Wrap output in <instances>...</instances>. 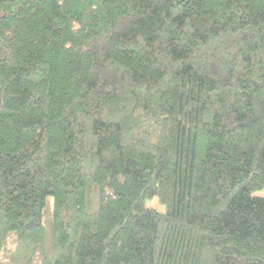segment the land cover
<instances>
[{"label": "trees", "instance_id": "obj_1", "mask_svg": "<svg viewBox=\"0 0 264 264\" xmlns=\"http://www.w3.org/2000/svg\"><path fill=\"white\" fill-rule=\"evenodd\" d=\"M0 264H264V0H0Z\"/></svg>", "mask_w": 264, "mask_h": 264}, {"label": "rangeland", "instance_id": "obj_2", "mask_svg": "<svg viewBox=\"0 0 264 264\" xmlns=\"http://www.w3.org/2000/svg\"><path fill=\"white\" fill-rule=\"evenodd\" d=\"M153 204L156 205L157 207H159L161 209V206H159L156 201H153Z\"/></svg>", "mask_w": 264, "mask_h": 264}]
</instances>
